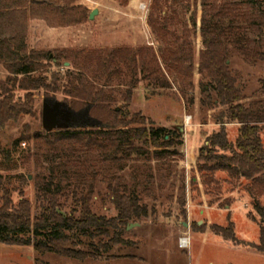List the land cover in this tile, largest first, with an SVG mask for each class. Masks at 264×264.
Masks as SVG:
<instances>
[{
  "label": "trees",
  "instance_id": "obj_1",
  "mask_svg": "<svg viewBox=\"0 0 264 264\" xmlns=\"http://www.w3.org/2000/svg\"><path fill=\"white\" fill-rule=\"evenodd\" d=\"M168 5L169 0H152L148 10V26L158 37L166 35L174 21ZM201 7L199 108L205 116L212 113V121L219 130L199 150L197 171L204 194L209 197L212 186L219 198L222 183L235 186L245 181L243 190L264 220V207L260 203L264 199V145L260 139L264 100L243 103L247 97L230 61L236 54L247 63L264 62V0L228 3L201 0ZM90 11L86 0H0V66L7 72V78L0 80V130L24 117L37 118L33 97L39 91L46 98L61 93L64 103L76 112L89 106L91 118L102 125L100 129L35 133L32 138L29 135L21 138L30 145L28 148L58 161L47 176L36 177L35 213L23 190L18 192L15 204L9 179L0 174V244L32 246L40 256L55 255L79 262L115 259L109 255L113 248L129 244L123 232L130 225L145 223L156 213L158 197L153 192L145 188L138 193L122 173L103 176L100 165L124 171L132 168L134 162L163 163L168 157L177 156L176 149L183 145L179 130L156 126L141 113H129L137 81L133 77L126 80L129 76L126 72L132 76L137 68L132 48L86 54L84 70L77 72L61 71L65 63L74 65L78 60L71 50L46 52L27 48L31 20L42 21L52 29H64L86 23ZM183 37L185 44L176 51L159 48L158 57L164 68H152L146 77L153 81L151 95L175 88L189 112L196 98L195 62L189 30ZM154 63L158 65L156 58ZM89 68L94 70L88 74ZM115 81L118 83L110 85ZM17 83L27 90L24 103L14 100L12 86ZM262 85L264 97V81ZM230 125L238 128L234 143L228 140ZM219 174L224 176L222 180L217 177ZM27 181V176H20L21 184ZM101 183L106 185L116 217L98 216L92 211L93 198L100 194L97 188ZM178 197L185 220L184 187L178 190ZM172 198L169 196V200ZM220 199L210 201L209 207ZM70 200L73 208L64 214ZM145 200H151L152 204ZM209 229L235 245L241 243L230 222L226 227L212 224ZM97 238L101 240L96 242ZM255 247L264 252L262 227L259 246Z\"/></svg>",
  "mask_w": 264,
  "mask_h": 264
},
{
  "label": "rangeland",
  "instance_id": "obj_2",
  "mask_svg": "<svg viewBox=\"0 0 264 264\" xmlns=\"http://www.w3.org/2000/svg\"><path fill=\"white\" fill-rule=\"evenodd\" d=\"M130 1L132 5L128 7ZM151 1L86 0L91 8L90 13L99 10L94 20L90 21L88 18L86 23L69 27L64 31H50L44 22L31 20L26 44L30 51L55 52L67 49L77 54L75 66L65 65L61 69L62 72L84 70L83 58L89 53L113 51L118 48H132L135 51L136 71L133 70L132 76L130 72H126L129 74L126 77L127 82L131 77L137 80L129 113H141L151 118L156 126L179 130L183 145L176 149L177 156H170L163 163L134 162L132 168L127 167L124 171L105 164H101L100 167L103 176L124 174L128 183L135 185L140 194L145 188L153 192L158 197L155 215L136 227L130 225L123 232V237L129 244L113 248L109 255L115 256V259L103 258L99 261L86 259L85 262H79L55 255L40 256L33 251L32 246H9L2 243L0 264H264V252L255 247L259 246L264 220L260 219L253 209V201L243 190L246 182L242 181L241 185L237 183L235 186L222 183L219 203L209 207L210 201L215 202L219 198L214 193L213 186L209 188L212 190L211 197L205 196L197 171L199 150L207 144L208 137L219 130L212 121V113L205 116L199 108L201 97L199 81L202 79L198 73V61L199 53L203 49L200 35V20L203 15L201 0H169L167 10L170 16L174 17V21L169 26L168 33L159 37L148 26ZM214 1L228 3L237 0H209L211 3ZM143 5L146 6V11L142 10ZM186 30L190 32V42L193 45L195 62L193 81L196 88L195 105L189 112L186 111L184 99L175 88L160 95H151L153 81L146 77L152 68L157 69L159 66L161 69L164 68L158 57L159 48L178 50L185 44L183 36ZM262 41L264 43V34ZM154 58L158 62L156 66ZM230 61L234 74L242 84L243 94L247 97L243 103L249 105L250 102L264 100L261 93L264 62L247 63L236 54H233ZM93 70L89 68L88 74ZM6 78L7 72L0 66V80ZM12 92L14 100L26 102L24 98L27 90L19 83L12 86ZM44 98L46 97L42 91L34 94L33 107L37 112V118L24 117L0 130V174L9 179L10 188L14 190L12 199L15 204H18V192L23 190L24 197L31 202L34 213L36 177L47 176L58 159L49 158L42 152L28 148L30 145L21 138L25 135L32 138L35 133H44L41 126ZM50 98L64 102L61 93ZM227 132L228 140L234 143L238 135L237 126H228ZM260 139L264 145V126ZM19 140L21 141L18 142ZM20 176H27V183L21 184ZM217 177L224 178L220 174ZM182 187L185 188L186 196L185 220L177 203L178 190ZM97 191L100 194L93 198V213L108 218L116 217L106 185L99 184ZM169 196L173 197L172 200H169ZM145 201L152 204L151 200ZM260 203L264 207V199ZM72 208L73 202L70 200L66 204L64 214H68ZM229 222L233 225L236 239L241 242L239 245L224 240L222 236L212 233L209 229L212 224L226 227ZM183 237L189 238L187 249H181L178 245L179 239ZM99 240L101 238L95 241ZM82 249L86 250V247Z\"/></svg>",
  "mask_w": 264,
  "mask_h": 264
},
{
  "label": "water",
  "instance_id": "obj_3",
  "mask_svg": "<svg viewBox=\"0 0 264 264\" xmlns=\"http://www.w3.org/2000/svg\"><path fill=\"white\" fill-rule=\"evenodd\" d=\"M98 9L93 10L89 15L92 21L97 16ZM69 66L68 63H65ZM90 107L81 111H74L67 103L60 102L53 98H44L41 109V126L45 133L50 134L54 131L77 130L86 128H102L101 123L91 118L89 115ZM132 225L130 227H136ZM186 226V225H185Z\"/></svg>",
  "mask_w": 264,
  "mask_h": 264
},
{
  "label": "built area",
  "instance_id": "obj_4",
  "mask_svg": "<svg viewBox=\"0 0 264 264\" xmlns=\"http://www.w3.org/2000/svg\"><path fill=\"white\" fill-rule=\"evenodd\" d=\"M143 11H146V6L143 5V8H142ZM178 245L181 249H187L189 248V238L187 237H183V238H180L179 241H178Z\"/></svg>",
  "mask_w": 264,
  "mask_h": 264
},
{
  "label": "crops",
  "instance_id": "obj_5",
  "mask_svg": "<svg viewBox=\"0 0 264 264\" xmlns=\"http://www.w3.org/2000/svg\"><path fill=\"white\" fill-rule=\"evenodd\" d=\"M132 5V2L130 1V3H129V5H128V7H130ZM99 11V10H98ZM32 22V21H31ZM30 22V23H31ZM50 31H64V29L66 30V29H68V28H64V29H52V28H49V27H47ZM190 202V201H189ZM188 206H189V203H188ZM190 207V206H189ZM201 213V212H200Z\"/></svg>",
  "mask_w": 264,
  "mask_h": 264
}]
</instances>
